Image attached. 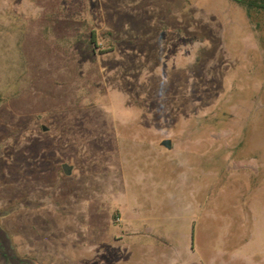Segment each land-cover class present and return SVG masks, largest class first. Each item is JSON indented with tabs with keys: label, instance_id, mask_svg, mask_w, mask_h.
I'll use <instances>...</instances> for the list:
<instances>
[{
	"label": "rangeland",
	"instance_id": "1",
	"mask_svg": "<svg viewBox=\"0 0 264 264\" xmlns=\"http://www.w3.org/2000/svg\"><path fill=\"white\" fill-rule=\"evenodd\" d=\"M0 212L35 264H264V10L0 0Z\"/></svg>",
	"mask_w": 264,
	"mask_h": 264
},
{
	"label": "water",
	"instance_id": "2",
	"mask_svg": "<svg viewBox=\"0 0 264 264\" xmlns=\"http://www.w3.org/2000/svg\"><path fill=\"white\" fill-rule=\"evenodd\" d=\"M43 130H46L43 127ZM160 145L168 150L172 149V141L170 139L162 140ZM65 174L70 173V167L65 165L63 167ZM8 212H0V264H35L34 261L21 258L13 245L10 234L2 227L1 218L7 215Z\"/></svg>",
	"mask_w": 264,
	"mask_h": 264
},
{
	"label": "trees",
	"instance_id": "3",
	"mask_svg": "<svg viewBox=\"0 0 264 264\" xmlns=\"http://www.w3.org/2000/svg\"><path fill=\"white\" fill-rule=\"evenodd\" d=\"M244 7L248 12L250 10H264V0H232Z\"/></svg>",
	"mask_w": 264,
	"mask_h": 264
},
{
	"label": "flooded vegetation",
	"instance_id": "4",
	"mask_svg": "<svg viewBox=\"0 0 264 264\" xmlns=\"http://www.w3.org/2000/svg\"><path fill=\"white\" fill-rule=\"evenodd\" d=\"M64 166H65V165L62 166V169H63ZM63 171H64V169H63ZM64 173H65V172H64Z\"/></svg>",
	"mask_w": 264,
	"mask_h": 264
}]
</instances>
